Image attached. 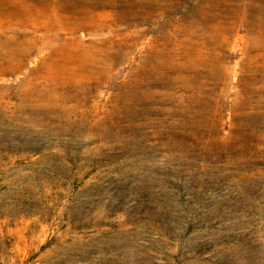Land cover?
Returning <instances> with one entry per match:
<instances>
[{
    "label": "rangeland",
    "instance_id": "obj_1",
    "mask_svg": "<svg viewBox=\"0 0 264 264\" xmlns=\"http://www.w3.org/2000/svg\"><path fill=\"white\" fill-rule=\"evenodd\" d=\"M0 264H264V0H0Z\"/></svg>",
    "mask_w": 264,
    "mask_h": 264
}]
</instances>
